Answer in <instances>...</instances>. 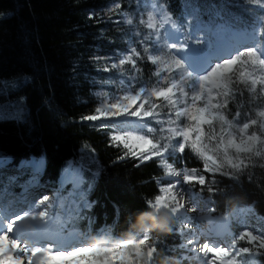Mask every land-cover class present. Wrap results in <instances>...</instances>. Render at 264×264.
Masks as SVG:
<instances>
[{
    "label": "snow or ice",
    "instance_id": "snow-or-ice-1",
    "mask_svg": "<svg viewBox=\"0 0 264 264\" xmlns=\"http://www.w3.org/2000/svg\"><path fill=\"white\" fill-rule=\"evenodd\" d=\"M133 2L134 12L115 0L105 12L88 14L97 23L106 19L128 26L129 40L127 50L115 59L90 57L98 71L116 72L119 78L89 82L115 84L117 90L93 93L99 105L79 119L110 130V146L120 151L118 161L132 159L139 162L137 167L155 161L162 169L155 178L157 194L145 199L147 213L142 215L150 213L161 221L159 227L179 235L181 243L169 246L148 229L119 236L108 227L95 235L65 234V225L87 219L84 213L96 203L89 200L100 175L91 166L95 156L87 164L70 165L51 197L36 195L42 165L26 161L18 171L31 167L33 172L20 197L10 191L18 175L0 184V264H156L162 251H180L177 264H261L256 258L264 257V231L244 227L232 235L227 212L212 217L208 214L215 207L200 209L199 204H208L220 191L217 177L235 183L264 177V172L254 171L264 170V0L234 5L252 17L242 26L225 20L221 11L207 20L192 12L181 18L169 11L166 0ZM241 33L247 46L228 39ZM142 64L152 66L147 81ZM12 107L15 118L23 119V97ZM186 152L200 162L199 168L184 164ZM177 157L181 167L176 166ZM7 164V157L0 159V168ZM66 184L72 186L67 195ZM205 190L211 194L207 199ZM238 211L249 213L252 207ZM201 220L212 226L205 231ZM55 257L65 259L57 262Z\"/></svg>",
    "mask_w": 264,
    "mask_h": 264
},
{
    "label": "trees",
    "instance_id": "trees-1",
    "mask_svg": "<svg viewBox=\"0 0 264 264\" xmlns=\"http://www.w3.org/2000/svg\"><path fill=\"white\" fill-rule=\"evenodd\" d=\"M114 2L0 0V159L8 158V164L0 168V184L13 175H18L19 179L31 178L33 169L28 167L20 172L21 164L42 161L40 185L48 187L47 194L54 193L60 188L69 166L86 164L85 152L94 149L91 153L96 163L91 166L98 167L100 175L95 178L89 200L96 203L84 213L87 219L68 222L72 223L69 224L72 229L90 232L108 227L114 236L142 233L148 229L167 245H179V235L169 232L167 227H159L161 221L150 213L142 215L147 213L145 199L157 194L155 178L162 175V169L155 161L139 167L135 166L139 162L132 159L118 161L120 151L110 146L109 130L97 129L79 119L99 105L93 95L99 85L89 81H103L114 76L98 71L90 57L100 55L114 59L128 47L124 33L117 31L114 24L97 23L87 18L88 14L99 13ZM166 2L176 17L182 18L192 12L207 20L221 11L225 20L236 21L241 26L252 20L242 8L234 6L243 3L242 0ZM142 67L147 81L152 66L142 64ZM18 97H23L26 108L21 120L13 117L12 110ZM180 159L176 158L177 167L182 166ZM184 164L189 168L201 166L188 152ZM254 171L264 172L259 168ZM217 180L220 191L214 195L207 190L202 193L206 199L211 195L217 215L226 212L230 215L251 206L252 212L264 220V177L251 183L243 178L240 183L223 177ZM258 182L261 187H257ZM66 185L65 195L72 187ZM168 226L175 228V222L169 221ZM180 256V251H162L156 264H177ZM259 259L264 263V257Z\"/></svg>",
    "mask_w": 264,
    "mask_h": 264
},
{
    "label": "rangeland",
    "instance_id": "rangeland-1",
    "mask_svg": "<svg viewBox=\"0 0 264 264\" xmlns=\"http://www.w3.org/2000/svg\"><path fill=\"white\" fill-rule=\"evenodd\" d=\"M243 1V0H242ZM123 3L124 7L129 11V12H134L135 9H136V4L133 2V0H123ZM112 5V4H111ZM107 10L104 9V10H101L99 13H103ZM257 12H259V9H257ZM113 19H116V17H113ZM104 23L105 22H108L106 19L103 21ZM111 23V22H109ZM113 24V23H112ZM115 25V28H119L120 32L124 33V39H125V42L127 43V46H128V40H129V34L127 32V28L128 26L126 25ZM242 34V33H241ZM239 35V34H238ZM243 35V34H242ZM237 36V35H236ZM235 36V37H236ZM244 36V35H243ZM235 37H229L228 39L231 40V42H234V43H237L241 46H247L245 44V41L242 42V41H237L235 39ZM116 58V57H115ZM114 58V59H115ZM129 66H125V68L127 69ZM111 74H113L114 76H112L113 79H118V75L116 72H110ZM145 80V79H144ZM99 85V87L94 91L95 92H100V91H104V92H108V93H115L116 90H117V86L115 84H97ZM97 99L99 100V103H100V99L97 97ZM256 105H254L253 107H255ZM231 107V106H230ZM13 110V117H15V110L14 108H12ZM7 118H11V117H7ZM109 133H110V130H109ZM94 154H92L91 152H85V162L86 164L89 162V159L93 156ZM42 165L41 169H40V173L43 171L44 169V165H43V162L42 161H39ZM95 165V164H93ZM39 178H40V175H39ZM23 178H20L17 182V184L15 186H11L10 187V191L11 193L16 196V197H20L22 192H23V185L25 182H27L28 180H30L31 178H28V179H23ZM187 187V186H185ZM197 189H198V186H197ZM197 189H195L196 191H198ZM36 195L40 196L42 193H46V191H50L48 189V187H40L38 189H35L34 190ZM50 197L53 195V193H50L48 192V194ZM206 199V198H205ZM210 207H214V205L212 204V202H209L208 204H205L203 202H201L199 204V208L200 209H206V208H210ZM234 213H238L236 215H233ZM189 215H197V213H189ZM208 215L212 216V217H220L219 215H217V211L213 212V213H209ZM229 219L231 221V227H230V231L232 230V235H236L238 234L244 227H248L250 229H253V230H256V229H260L261 231H264V220H262L260 217H257L252 211L249 212V213H241L239 211H234L233 213H231L229 215ZM195 223V222H194ZM200 224V226L202 228L205 229V231H207V229H209L212 225L209 223L208 220H201L198 222ZM69 224H72V223H67L65 225V234H67L68 231H76V232H81V233H84V232H88V231H84V230H77V229H72V226H70ZM101 230V229H100ZM99 231V230H98ZM98 231H90L93 235L96 234V232ZM227 241H231L232 239V236H227L225 238ZM57 262L65 259L63 257H55L54 258ZM257 260H259L261 262V264H264L262 262V260L259 259V257L256 258ZM192 264H198L197 261H192Z\"/></svg>",
    "mask_w": 264,
    "mask_h": 264
},
{
    "label": "bare ground",
    "instance_id": "bare-ground-1",
    "mask_svg": "<svg viewBox=\"0 0 264 264\" xmlns=\"http://www.w3.org/2000/svg\"><path fill=\"white\" fill-rule=\"evenodd\" d=\"M235 39H236L237 41H242V42H244V41L246 40V37L243 36L242 34H239V35H237V36L235 37ZM65 188H66V187H65Z\"/></svg>",
    "mask_w": 264,
    "mask_h": 264
}]
</instances>
